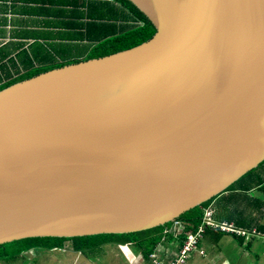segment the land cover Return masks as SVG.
I'll return each instance as SVG.
<instances>
[{
  "label": "water",
  "instance_id": "95a60500",
  "mask_svg": "<svg viewBox=\"0 0 264 264\" xmlns=\"http://www.w3.org/2000/svg\"><path fill=\"white\" fill-rule=\"evenodd\" d=\"M155 33L0 90V245L174 222L264 163V0H126Z\"/></svg>",
  "mask_w": 264,
  "mask_h": 264
},
{
  "label": "crops",
  "instance_id": "0c3cea01",
  "mask_svg": "<svg viewBox=\"0 0 264 264\" xmlns=\"http://www.w3.org/2000/svg\"><path fill=\"white\" fill-rule=\"evenodd\" d=\"M108 12L117 18H104ZM132 23L135 21L129 11L114 0H0V83L10 73L12 78L26 73V65L49 67L60 64L58 61L76 59L75 50L82 48L87 54L99 41L109 38L111 32L119 33L122 26ZM245 191L243 230L246 236L235 237L207 228L197 250L189 253L185 264H264V231L261 230L264 227V196H253L249 190ZM179 236H176L178 240ZM179 244L168 236L161 238L156 248L164 264L175 259ZM106 245L117 250L105 264L107 261L111 264H152L144 259L136 245L109 243L100 249ZM128 249H135L137 255L132 257ZM84 264L98 263L87 259Z\"/></svg>",
  "mask_w": 264,
  "mask_h": 264
},
{
  "label": "trees",
  "instance_id": "16d2710c",
  "mask_svg": "<svg viewBox=\"0 0 264 264\" xmlns=\"http://www.w3.org/2000/svg\"><path fill=\"white\" fill-rule=\"evenodd\" d=\"M117 3H119L123 8L129 11L131 14L133 20L135 23H132L128 26H122L123 29L119 33L111 32L109 35V38H106L102 41H99L94 47L93 51L95 49L102 50L97 55L88 57L89 59L93 58H99L108 56L111 54H115L117 52L127 50L133 47L138 46L139 44L148 41L153 34L155 33V29L151 22L141 14L140 11H138L135 7H133L130 3H128L126 0H114ZM86 58V59H88ZM32 62L34 61V57L31 58ZM36 59V58H35ZM64 65L58 64V65H51L49 67L47 66H41L36 67L35 65L27 66L28 70L26 71L27 74L12 78L11 73L9 74V77L4 81L0 83V90L23 80L29 79L37 74H40L42 72H46L55 68L62 67ZM7 72V71H6ZM24 74V73H23ZM264 163L261 165L263 166ZM260 166V167H261ZM259 167V168H260ZM253 172H250L245 177H243L240 181L236 183V185H240L242 187L237 188L234 184L230 189H227L224 194H221L203 204L196 207L195 209L184 213L181 215L175 222H183L185 225V231H196L198 226L201 225L204 211L209 209L210 210V204L214 201L219 200H225L226 198L232 199L233 195L238 194L235 191L239 192H245V190H251V188H248L246 186H243V181H245L247 178L251 177L253 175ZM215 202V203H216ZM232 201H230V205H232ZM230 207V206H229ZM211 219L212 221V213H211ZM232 218H229V222H232ZM235 221V220H234ZM235 228L238 230L243 231V236L239 234H232L238 236V237H245L246 232L243 230V226L240 222H234ZM215 222V221H214ZM220 223V222H215ZM166 226V225H165ZM165 226H163L165 228ZM161 227H156L150 230H145L142 232H136V233H129V234H108V235H97V236H76V237H54V236H45V237H29L24 238L20 240H14L12 242H7L0 245V263H14L20 259V257L23 256V254L31 249L34 250H46L50 251L56 248L61 249L64 246L65 241L71 242V248L75 251H88V252H95V249H98L103 244L106 243H119L122 245H136L141 249L142 256L144 259H148L149 261V255L153 252L154 247L160 242L162 238V231L164 229H160ZM210 227H206L205 230ZM264 231V227H261ZM171 238V236H168ZM179 240L175 238V240L181 242L185 239V235H180ZM179 244V245H180ZM88 249V250H85ZM95 250V251H94Z\"/></svg>",
  "mask_w": 264,
  "mask_h": 264
},
{
  "label": "rangeland",
  "instance_id": "374dc122",
  "mask_svg": "<svg viewBox=\"0 0 264 264\" xmlns=\"http://www.w3.org/2000/svg\"><path fill=\"white\" fill-rule=\"evenodd\" d=\"M104 18L115 20L117 17L112 16L110 12L104 14ZM102 52V50L91 49L89 53H85L84 49L79 48L75 50L76 59H71L69 61H58L60 64H64V62H69V65L75 64V62H79L81 60H87L86 58L94 56ZM85 58V59H84ZM89 59V58H88ZM27 73L21 74V76ZM19 76V77H21ZM18 77V78H19ZM236 185V184H235ZM243 186L251 188L248 193L253 196L258 194L264 196V165L260 168L254 170L253 175L243 181ZM237 188H240L239 184L236 185ZM238 194L233 195L232 199L226 198L225 200L214 201L210 204V210L212 213V218L215 220H226L229 221V218L235 220V222H240L243 226V193L239 191H235ZM230 201H232V205H230ZM216 202V203H215ZM230 206V207H229ZM184 225L183 222H181ZM165 226V225H164ZM173 222L166 224L165 227H172ZM160 229H164L163 226ZM171 236V235H170ZM171 239L175 240V237L171 236ZM175 241H171L173 243ZM183 242V241H182ZM181 242V244H182ZM180 244V245H181ZM179 245V246H180ZM88 250V249H85ZM96 250V251H95ZM95 252L88 251H75L71 248V242L65 241L64 246L59 249H53L50 251L46 250H34L31 249L23 254L20 259L14 263L10 264H84L87 259L94 260L98 264H105L107 259H111L114 255V251L117 250L115 247L105 246L102 249L100 247L95 249ZM131 253L132 257L137 255V251L135 249H128ZM132 251V252H131ZM0 264H8V263H0ZM107 264H111L107 261Z\"/></svg>",
  "mask_w": 264,
  "mask_h": 264
},
{
  "label": "built area",
  "instance_id": "2783aa9c",
  "mask_svg": "<svg viewBox=\"0 0 264 264\" xmlns=\"http://www.w3.org/2000/svg\"><path fill=\"white\" fill-rule=\"evenodd\" d=\"M206 227H210L215 230H219L222 233L228 234H239L243 235V231L235 228L234 223H215L211 219V212L209 209L204 211L203 219L201 225L198 226L196 231H185V225H182L181 222H173L172 227H167L163 231V237L185 235V239L182 244L179 246V250L175 259L167 262L166 264H185L188 260L189 253L192 251H196L198 248V244L203 237V231ZM164 240V239H162ZM158 248H155L154 251L149 255V261L152 264H164L160 257L158 256ZM200 252V251H199ZM202 253V252H200Z\"/></svg>",
  "mask_w": 264,
  "mask_h": 264
},
{
  "label": "clouds",
  "instance_id": "9594fccd",
  "mask_svg": "<svg viewBox=\"0 0 264 264\" xmlns=\"http://www.w3.org/2000/svg\"><path fill=\"white\" fill-rule=\"evenodd\" d=\"M165 228H167V227H165ZM165 228H164V229H165ZM163 231H164V230H163ZM226 234H228V233H226ZM162 235H163V233H162ZM242 236H243V235H242ZM162 237H163V236H162ZM155 248H156V246L154 247V249H155ZM153 251H154V250H153Z\"/></svg>",
  "mask_w": 264,
  "mask_h": 264
},
{
  "label": "flooded vegetation",
  "instance_id": "af4514ba",
  "mask_svg": "<svg viewBox=\"0 0 264 264\" xmlns=\"http://www.w3.org/2000/svg\"><path fill=\"white\" fill-rule=\"evenodd\" d=\"M114 243V242H113ZM106 244H109V243H106ZM116 244V243H115ZM104 245V244H103Z\"/></svg>",
  "mask_w": 264,
  "mask_h": 264
},
{
  "label": "bare ground",
  "instance_id": "6f19581e",
  "mask_svg": "<svg viewBox=\"0 0 264 264\" xmlns=\"http://www.w3.org/2000/svg\"><path fill=\"white\" fill-rule=\"evenodd\" d=\"M176 220H177V219H176ZM176 220H175V221H176ZM175 221H174V222H175Z\"/></svg>",
  "mask_w": 264,
  "mask_h": 264
}]
</instances>
